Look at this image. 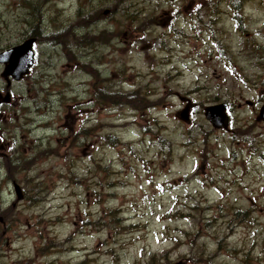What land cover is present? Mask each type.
Masks as SVG:
<instances>
[{"label": "rangeland", "instance_id": "rangeland-1", "mask_svg": "<svg viewBox=\"0 0 264 264\" xmlns=\"http://www.w3.org/2000/svg\"><path fill=\"white\" fill-rule=\"evenodd\" d=\"M31 36L0 107V264H264V0H0V51Z\"/></svg>", "mask_w": 264, "mask_h": 264}, {"label": "water", "instance_id": "water-1", "mask_svg": "<svg viewBox=\"0 0 264 264\" xmlns=\"http://www.w3.org/2000/svg\"><path fill=\"white\" fill-rule=\"evenodd\" d=\"M34 39H28L22 44L10 48L4 52H0V64L4 65L1 77L6 82V89L9 88L11 77L15 81H19L24 75L28 74L29 68L34 64L32 45ZM10 101V94L6 92L4 96L0 95V104L8 103ZM224 106L208 107L205 110V118L212 123L216 128H226L227 118L224 115ZM180 119L187 120V110H183L179 114ZM258 121L264 122V104L259 111ZM14 191L17 196V200L22 199V193L18 185L13 183Z\"/></svg>", "mask_w": 264, "mask_h": 264}, {"label": "trees", "instance_id": "trees-1", "mask_svg": "<svg viewBox=\"0 0 264 264\" xmlns=\"http://www.w3.org/2000/svg\"><path fill=\"white\" fill-rule=\"evenodd\" d=\"M108 97H109V98H112V97L116 98L117 96H116V94H113V95H107V94H105V100H106V101H108ZM126 98H127L128 100H130L131 102H133V100L135 99V97H134V93L127 95ZM134 107H135V106H134ZM134 107H133V108H134ZM152 259H153V258H152ZM152 259H151V260H152Z\"/></svg>", "mask_w": 264, "mask_h": 264}, {"label": "flooded vegetation", "instance_id": "flooded-vegetation-1", "mask_svg": "<svg viewBox=\"0 0 264 264\" xmlns=\"http://www.w3.org/2000/svg\"><path fill=\"white\" fill-rule=\"evenodd\" d=\"M36 39H37V38H36ZM89 55H90V54H89ZM89 55H87V54H86V56H89ZM228 109H230V107H229V106H228ZM228 109H227V110H228ZM229 115H230V113H229ZM229 115H228V118H229V124H230V122H231V118H230V116H229Z\"/></svg>", "mask_w": 264, "mask_h": 264}, {"label": "bare ground", "instance_id": "bare-ground-1", "mask_svg": "<svg viewBox=\"0 0 264 264\" xmlns=\"http://www.w3.org/2000/svg\"><path fill=\"white\" fill-rule=\"evenodd\" d=\"M59 50V49H58Z\"/></svg>", "mask_w": 264, "mask_h": 264}]
</instances>
